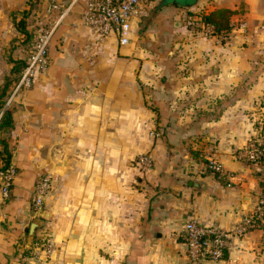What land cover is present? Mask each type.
Instances as JSON below:
<instances>
[{
    "label": "crops",
    "instance_id": "1",
    "mask_svg": "<svg viewBox=\"0 0 264 264\" xmlns=\"http://www.w3.org/2000/svg\"><path fill=\"white\" fill-rule=\"evenodd\" d=\"M86 1L60 0L70 7L48 68L0 132L17 170L8 198L0 193V264H193L185 222L233 230L264 193V172L236 156L264 112V0H147L125 45L83 23ZM48 6L0 0V85ZM220 9L235 12L224 40L201 31L202 14ZM143 153L154 160L145 172ZM44 173L53 182L27 246ZM41 236L49 254L30 251ZM230 242L220 264H264L261 229Z\"/></svg>",
    "mask_w": 264,
    "mask_h": 264
},
{
    "label": "built area",
    "instance_id": "2",
    "mask_svg": "<svg viewBox=\"0 0 264 264\" xmlns=\"http://www.w3.org/2000/svg\"><path fill=\"white\" fill-rule=\"evenodd\" d=\"M147 0H87L83 16V23L93 29L100 39L114 36L120 45L130 42L134 33L133 22L144 11ZM69 5H63L60 0H49L45 14L48 21L38 24L34 36L24 57L25 64L11 83L0 109V118L5 111H11L21 102L25 92L30 89L37 74L44 73L49 65V45L57 26L61 23L69 10ZM238 28L244 29L245 23L239 21ZM232 25V24H231ZM230 25V26H231ZM204 35L215 34L219 40L227 37L222 31L214 33L211 24L201 21ZM232 27V26H231ZM257 133L251 136L246 144L240 148L236 156L244 162L253 165L264 172V112L258 119ZM5 154L0 152V193L4 200L9 196L17 170L10 163L4 162ZM141 171H148L154 165L149 153L137 156L136 160ZM207 168L217 174L224 173V169L217 161L208 159ZM53 176L50 173L42 174L35 183L29 202L32 215L36 219L42 216L45 199L51 189ZM261 229L264 233V193L256 197L253 209L245 213L233 230H225L215 225L201 224L194 218H189L184 224V236L188 247L189 257L193 264L202 258H207L214 264H220L224 252L230 245L231 236H241L251 229ZM54 248L53 242L41 236L30 251L34 254L44 252L49 254Z\"/></svg>",
    "mask_w": 264,
    "mask_h": 264
},
{
    "label": "trees",
    "instance_id": "3",
    "mask_svg": "<svg viewBox=\"0 0 264 264\" xmlns=\"http://www.w3.org/2000/svg\"><path fill=\"white\" fill-rule=\"evenodd\" d=\"M23 13L24 14L17 22V27L21 33L26 34L27 32H24V29L27 23V21L25 20V18L27 17V13L26 11H24ZM234 13L235 12L230 9H220V10L209 12L207 14H202L201 18L204 23H208L213 26L214 33H219L222 31L224 34H227L230 30V18ZM26 36H28V34H26ZM18 64H20V66L18 70H16L15 68L16 74H18L20 70L23 68L25 64L24 59L18 62ZM16 74L15 76H13L10 82H12L16 78ZM9 85L10 83L8 84V82H4L0 85V109L2 107L3 99L6 95V91ZM12 123H13V120H12L11 111H5L0 118V132L6 131L7 129L11 128ZM0 145H2L3 147L2 151H3V154H5V157L3 160L7 165L9 163V155H8L5 141L1 138H0Z\"/></svg>",
    "mask_w": 264,
    "mask_h": 264
},
{
    "label": "water",
    "instance_id": "4",
    "mask_svg": "<svg viewBox=\"0 0 264 264\" xmlns=\"http://www.w3.org/2000/svg\"><path fill=\"white\" fill-rule=\"evenodd\" d=\"M42 223H43V220L34 219L32 221V225H31V227L29 229V233H28L27 246L30 245V241L34 236V230L36 228L40 227L42 225Z\"/></svg>",
    "mask_w": 264,
    "mask_h": 264
},
{
    "label": "rangeland",
    "instance_id": "5",
    "mask_svg": "<svg viewBox=\"0 0 264 264\" xmlns=\"http://www.w3.org/2000/svg\"><path fill=\"white\" fill-rule=\"evenodd\" d=\"M36 3V2H35ZM26 36V35H25ZM25 36H24V39H25ZM32 34L31 35H28V37L22 42L23 43V47H24V49H26L27 47V44H29V42H31V40H32ZM16 65V70H18V68H19V66H20V64H18V61L14 64V66ZM13 66V67H14ZM14 73H16V71L14 72ZM13 77H8L4 82H8V84L10 83V85H11V83L12 82H10V80L12 79ZM3 82V83H4ZM9 85V86H10Z\"/></svg>",
    "mask_w": 264,
    "mask_h": 264
}]
</instances>
